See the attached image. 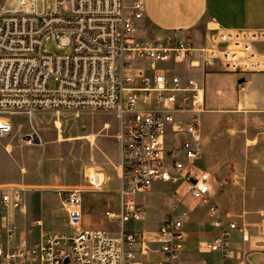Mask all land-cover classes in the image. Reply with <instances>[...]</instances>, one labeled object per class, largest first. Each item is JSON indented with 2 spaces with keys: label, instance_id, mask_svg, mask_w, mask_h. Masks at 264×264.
I'll return each instance as SVG.
<instances>
[{
  "label": "built area",
  "instance_id": "built-area-1",
  "mask_svg": "<svg viewBox=\"0 0 264 264\" xmlns=\"http://www.w3.org/2000/svg\"><path fill=\"white\" fill-rule=\"evenodd\" d=\"M38 0H19L15 7L0 8V136L13 131L9 114L38 109L108 110L121 121L123 138L122 198L118 212L105 217L118 222L113 233L106 228L81 227L82 189L62 192L70 231H51L35 246L25 243L9 251L0 248L8 264H140L139 244L148 248L143 231L125 227L145 217L139 193L156 180L184 182L187 193L210 211L219 210L212 197V172L195 163L202 155L200 113L205 109V86L196 77L184 78L168 62L182 63L210 72H232L240 76L264 72V29L211 27L203 44L173 33L164 38L139 37L136 20L145 13V0H44L46 10H37ZM49 41L70 52H50ZM148 68L152 72L148 71ZM54 82L51 86V82ZM177 112L190 113L178 121ZM168 126L179 141L167 142ZM183 154L186 162L180 159ZM93 177L91 183L98 185ZM13 206H21L20 190L0 192ZM183 196L175 192L168 212L156 233L165 259L179 263L185 245L188 213L179 209ZM217 234L205 244L220 260L203 259L201 264H223L237 254L233 231L250 240L246 227L237 221H215ZM264 251V237L254 241ZM146 249V250H147Z\"/></svg>",
  "mask_w": 264,
  "mask_h": 264
},
{
  "label": "crops",
  "instance_id": "crops-1",
  "mask_svg": "<svg viewBox=\"0 0 264 264\" xmlns=\"http://www.w3.org/2000/svg\"><path fill=\"white\" fill-rule=\"evenodd\" d=\"M208 27L264 29V0H145V13L136 20V34L139 37L162 39L177 33L191 37L198 45L204 43ZM158 68L171 69L173 73L184 78L196 77L203 80L205 109L200 113L199 126L202 155L195 165L212 172L222 183V188L215 184L212 194L219 205L217 212L212 213L209 204L207 211L195 215L193 222L189 208L182 207L181 204L179 206V209L188 213L182 264H201L203 259L220 260L218 253L209 252L205 248V244L217 234L215 221L219 219L224 222L237 221L244 225L250 237L245 242L240 230L233 231V246L237 254L223 264H264V251L258 250L254 243L257 238L264 237V216L257 214L263 208L260 206L261 202L252 197L264 196V72L249 73L244 77L232 72L218 71L204 75L199 69L173 61L159 64ZM148 71L152 72L150 68ZM189 116L190 113H176L177 120L182 122L187 121ZM180 139L172 127L168 126L167 142ZM254 153L259 155L260 164L253 162ZM180 159L186 162L183 154ZM120 169L121 187L122 166ZM48 176L56 177L51 173ZM84 181L82 176L80 180L70 178L62 183L51 180L30 182L0 174V192L12 193L20 190L24 196L23 204L15 207L11 202L3 201L0 195V248L9 251L21 243L35 246L51 231H70L62 192L63 189L73 188L72 184ZM180 184H184L187 191V185L184 182ZM32 185L34 187H29ZM175 192L176 189L168 196V209L160 215L159 227L164 216L172 210L171 197ZM95 195L92 194L87 199L82 196L83 218L80 226L109 229L105 217L107 210L104 213H95L98 211L95 206L98 199ZM188 196L190 203L197 202ZM256 202L259 204L255 205ZM253 211L255 214L251 213ZM205 214L211 217L210 231L205 230L207 228L200 223L201 216ZM146 220L145 210V217L140 222ZM246 220L252 223V234ZM145 226L147 224L141 228ZM141 228L137 231H143ZM209 233L211 238L207 239ZM155 236L147 242L149 250L142 244L137 246L140 264H160L159 260L162 264H168ZM0 264L8 263L0 257ZM27 264L41 263L33 260Z\"/></svg>",
  "mask_w": 264,
  "mask_h": 264
},
{
  "label": "rangeland",
  "instance_id": "rangeland-1",
  "mask_svg": "<svg viewBox=\"0 0 264 264\" xmlns=\"http://www.w3.org/2000/svg\"><path fill=\"white\" fill-rule=\"evenodd\" d=\"M18 1L0 0V8L5 4L15 7ZM37 10L39 12L46 10L44 0L37 1ZM210 29L211 27H208V31ZM45 47L50 52H70L69 49H62L52 41L47 42ZM53 84L52 81L51 86ZM9 116L14 128L7 136H0V174L11 175L15 180L30 182L51 180L58 183L67 182L70 178L80 180L83 176L84 182L71 186L82 189V196L86 199L96 194L95 197L98 200L95 206L98 211L95 213L100 214V211L104 213L106 210L118 212L122 198L119 178L124 142L121 137V121L114 111L38 109L32 113L13 112ZM260 161L259 155L254 153L253 162L260 164ZM49 173L56 177L48 178ZM93 177L95 181H99L98 185L91 183ZM102 177L103 183L100 184ZM219 187L222 188V185ZM175 189L183 196L181 206L189 208L192 221L195 215L198 216L207 211L209 203H201L197 199L195 203L189 202L190 197L185 191L184 184L156 180L150 190L136 196V199L145 206L147 220L145 222L129 221L125 227L137 230L147 224L141 229L148 240L152 239L159 227L160 215L168 209V196ZM252 197L261 202L260 206L263 210L257 214L264 216V196ZM258 204V202L255 203V205ZM251 213L255 214V211ZM106 222L109 231L119 230L115 220L107 219ZM200 223L202 227L207 228L205 230H211L210 216L206 214L201 216ZM246 224L252 234V223L246 220ZM206 238H211L210 233ZM184 250L185 245L180 253L178 264L183 263ZM158 262L162 264V261ZM167 263L171 264L169 261Z\"/></svg>",
  "mask_w": 264,
  "mask_h": 264
},
{
  "label": "water",
  "instance_id": "water-1",
  "mask_svg": "<svg viewBox=\"0 0 264 264\" xmlns=\"http://www.w3.org/2000/svg\"><path fill=\"white\" fill-rule=\"evenodd\" d=\"M65 264H70V259L69 257H66L65 260H64Z\"/></svg>",
  "mask_w": 264,
  "mask_h": 264
}]
</instances>
